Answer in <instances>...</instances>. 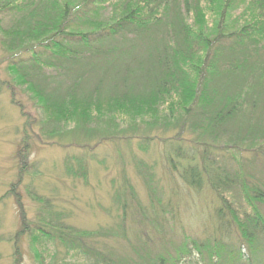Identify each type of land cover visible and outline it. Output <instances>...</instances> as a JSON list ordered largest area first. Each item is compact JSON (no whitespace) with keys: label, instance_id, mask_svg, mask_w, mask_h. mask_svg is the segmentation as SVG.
<instances>
[{"label":"trees","instance_id":"obj_1","mask_svg":"<svg viewBox=\"0 0 264 264\" xmlns=\"http://www.w3.org/2000/svg\"><path fill=\"white\" fill-rule=\"evenodd\" d=\"M0 31L13 81L28 85L49 133L178 132L163 137L168 168L216 199L213 237L114 257L89 244L111 230L72 228L37 198L39 222L16 235H29L37 260L61 245L83 264H264V0H0ZM117 198L126 215V191Z\"/></svg>","mask_w":264,"mask_h":264},{"label":"rangeland","instance_id":"obj_2","mask_svg":"<svg viewBox=\"0 0 264 264\" xmlns=\"http://www.w3.org/2000/svg\"><path fill=\"white\" fill-rule=\"evenodd\" d=\"M3 38L0 31V264L88 261L61 245L37 260L28 234L16 240L24 226L39 222L43 205L37 198L48 200L52 205L47 211L58 212L72 228L111 230L113 237L107 233L89 244L114 257L132 255V246L137 251L143 246L149 255L174 254L184 240L213 237L215 197L207 188L200 193L188 188L165 161L163 137L178 132L123 125L108 138L100 132L102 127L90 132L69 127L52 135L46 125L49 116L28 85L13 81ZM185 137L192 141L195 135L187 131ZM253 170L261 175V169ZM119 190H125L129 199L126 215L117 198Z\"/></svg>","mask_w":264,"mask_h":264}]
</instances>
